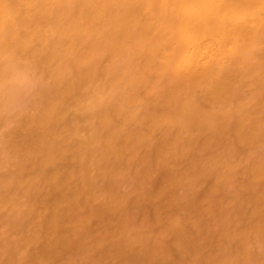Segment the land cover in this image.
Masks as SVG:
<instances>
[{"label":"bare ground","instance_id":"1","mask_svg":"<svg viewBox=\"0 0 264 264\" xmlns=\"http://www.w3.org/2000/svg\"><path fill=\"white\" fill-rule=\"evenodd\" d=\"M4 53L0 264H264V0H0Z\"/></svg>","mask_w":264,"mask_h":264},{"label":"clouds","instance_id":"2","mask_svg":"<svg viewBox=\"0 0 264 264\" xmlns=\"http://www.w3.org/2000/svg\"><path fill=\"white\" fill-rule=\"evenodd\" d=\"M38 70L12 53L0 55V114L22 110L40 84Z\"/></svg>","mask_w":264,"mask_h":264},{"label":"rangeland","instance_id":"3","mask_svg":"<svg viewBox=\"0 0 264 264\" xmlns=\"http://www.w3.org/2000/svg\"><path fill=\"white\" fill-rule=\"evenodd\" d=\"M171 239H170V237L168 238V241H170Z\"/></svg>","mask_w":264,"mask_h":264}]
</instances>
